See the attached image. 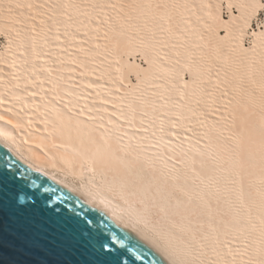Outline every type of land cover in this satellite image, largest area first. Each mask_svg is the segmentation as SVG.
I'll return each mask as SVG.
<instances>
[{
  "label": "bare ground",
  "instance_id": "1",
  "mask_svg": "<svg viewBox=\"0 0 264 264\" xmlns=\"http://www.w3.org/2000/svg\"><path fill=\"white\" fill-rule=\"evenodd\" d=\"M0 33L24 160L161 264L264 260L263 0H0Z\"/></svg>",
  "mask_w": 264,
  "mask_h": 264
},
{
  "label": "water",
  "instance_id": "2",
  "mask_svg": "<svg viewBox=\"0 0 264 264\" xmlns=\"http://www.w3.org/2000/svg\"><path fill=\"white\" fill-rule=\"evenodd\" d=\"M15 174L43 197L46 209L21 208L11 185L0 192V264H79L81 257L60 234L62 220H78L98 231L109 247L124 253V264H161L141 242L73 193L45 178L0 137V169ZM21 204L30 203L20 201Z\"/></svg>",
  "mask_w": 264,
  "mask_h": 264
},
{
  "label": "snow or ice",
  "instance_id": "3",
  "mask_svg": "<svg viewBox=\"0 0 264 264\" xmlns=\"http://www.w3.org/2000/svg\"><path fill=\"white\" fill-rule=\"evenodd\" d=\"M9 185L12 199L18 207L40 211L46 209L43 197L38 191L32 192L28 182L19 181L17 176L8 173L6 168L0 169V192ZM20 201L30 203L21 204ZM58 227L73 251L81 257L79 264H124V253L120 249L109 247L108 239L102 233L88 228L86 223L68 219L62 220ZM260 264H264V260H261Z\"/></svg>",
  "mask_w": 264,
  "mask_h": 264
},
{
  "label": "rangeland",
  "instance_id": "4",
  "mask_svg": "<svg viewBox=\"0 0 264 264\" xmlns=\"http://www.w3.org/2000/svg\"><path fill=\"white\" fill-rule=\"evenodd\" d=\"M225 16H227V14L225 15ZM255 24V23H254ZM255 28H257V25L255 24ZM249 41H246V44L247 45H249ZM8 44V40H7V37L4 35V34H2V33H0V49H2V48H4L5 47V45H7ZM137 60L140 62V63H143L145 66H147V63H146V61L141 57V55L140 54H137ZM132 58V60H133V56L131 57ZM186 74V75H185ZM185 74H184V76L187 78V81H189L190 79V76H189V74H187V72H185ZM130 78L132 79V82L134 83V84H137L138 83V80L136 79V77L133 75V74H131L130 75Z\"/></svg>",
  "mask_w": 264,
  "mask_h": 264
},
{
  "label": "trees",
  "instance_id": "5",
  "mask_svg": "<svg viewBox=\"0 0 264 264\" xmlns=\"http://www.w3.org/2000/svg\"><path fill=\"white\" fill-rule=\"evenodd\" d=\"M264 1V0H263Z\"/></svg>",
  "mask_w": 264,
  "mask_h": 264
}]
</instances>
